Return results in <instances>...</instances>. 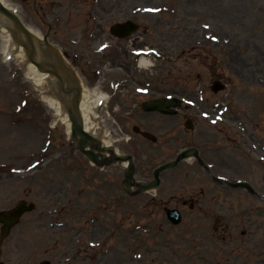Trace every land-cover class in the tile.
Wrapping results in <instances>:
<instances>
[{
    "label": "rangeland",
    "instance_id": "374dc122",
    "mask_svg": "<svg viewBox=\"0 0 264 264\" xmlns=\"http://www.w3.org/2000/svg\"><path fill=\"white\" fill-rule=\"evenodd\" d=\"M90 1L39 0L35 6L33 0H6L32 28L50 32L52 42L70 51L69 63L87 94L95 87L109 93L113 80L130 69L132 87L147 83L153 97L183 93L198 108L201 100L200 109L209 108L211 117L217 113L220 119H205L194 108L174 116H146L139 107L130 119L126 113L142 99L118 95L95 110L98 136L109 131L112 138H123L114 147L133 156L137 179L151 178L157 166L197 146L215 176L247 180L264 195V0H100L96 8ZM125 20L135 21L138 29L120 41L110 27ZM1 45L0 39V174L6 171L7 177L0 181V209L21 200L40 201L42 208L59 201L62 218L72 225L85 224L97 213L102 225L115 231L110 239L99 227L93 239L100 240L95 249L88 248L87 234L80 236L74 226L48 228L35 220L39 212L34 211L4 243L3 261L36 264L43 257L58 262L66 256L60 264H264L263 199L214 182L195 159L165 172L157 190L126 198L119 184L123 166L100 169L79 151L68 153L67 123L56 119L27 78V60L17 52L4 61ZM139 52L152 61L150 67H138L133 54ZM217 81L226 88L215 93ZM187 121L192 128L187 129ZM138 122L155 134L156 142L133 132ZM40 162L36 172H7ZM98 197L106 199L108 209L100 208ZM74 199L94 206L80 222L71 215ZM183 201L195 203V209L182 208ZM125 204L134 206L132 217L123 213ZM166 206L181 207L186 222L170 226ZM197 220L198 230L193 228ZM149 224L154 235L138 230L135 240L128 234V227ZM35 241L41 247L37 253ZM79 242L82 246L72 251Z\"/></svg>",
    "mask_w": 264,
    "mask_h": 264
},
{
    "label": "water",
    "instance_id": "95a60500",
    "mask_svg": "<svg viewBox=\"0 0 264 264\" xmlns=\"http://www.w3.org/2000/svg\"><path fill=\"white\" fill-rule=\"evenodd\" d=\"M0 12L3 13L5 16H7L11 20V22H13L14 27H15V30H14L15 35L16 36L19 35V34L22 35L21 32H24L25 31V34L27 36V40L29 41L30 45H33L34 46V42L31 39L30 34L22 27L19 19L14 14H12L7 9H5L4 6L1 3H0ZM137 28H138L137 25H134V24H131V23H127V24H124V25L114 26L112 28V33L115 34V35L121 33V36H125L127 34L132 33L133 31L137 30ZM29 57L31 58V60L33 62H35L33 60V56H32V53L31 52H29ZM69 91H72V90L69 89ZM69 91L68 90H66V91L64 90V92L67 93V94L70 93ZM76 104H77V102H72V107L74 109L77 108V105ZM169 105H170L169 103L163 104V102H161V103H159V107H157V108L159 110H161V111H164L165 110V107H168ZM66 106H67V110L69 111V113L71 115L72 122H73V137L79 142L80 148L84 150V147L86 145H88V144H90L93 149L94 148H98L99 141H97L95 138L91 137L89 134H87V133H85L83 131V125H82V120H81V116L79 114V111L76 110L73 113L72 109L68 105H66ZM86 153L89 155V157L93 161L98 162V160L96 158V155H95V153H94L93 150L87 151ZM191 155H192V150H186V151L181 152L180 155H179V157H178V159L176 161L167 163V164L163 165L162 167H160L159 169L156 170V172H155L156 181H154L153 183H142V184H140L141 190H146V189H149L151 187H156L159 184V179H158L159 173H161L164 170H167V169H171V168L176 167L178 165V163H179L180 160H182L185 157H189ZM120 159L121 160H127V159H130V158L129 157H122ZM134 173H135V168L132 165L127 170V174H126L127 179L124 181V184L127 185L128 187H130L131 184H132V179H133ZM233 186L234 187H245L249 191H253L251 189V187L247 183H238V184H234ZM31 208H32V206H27L26 203H23L16 210H14V212H13L14 216H13L12 220L10 222H8V224L6 226L5 235L8 232L9 228L15 224V222H16L19 214H21L23 211L29 210ZM1 220H3V219H1Z\"/></svg>",
    "mask_w": 264,
    "mask_h": 264
},
{
    "label": "bare ground",
    "instance_id": "6f19581e",
    "mask_svg": "<svg viewBox=\"0 0 264 264\" xmlns=\"http://www.w3.org/2000/svg\"><path fill=\"white\" fill-rule=\"evenodd\" d=\"M6 29L5 28L2 29V32H7V34L5 36L0 34V36L4 39V48H3L4 52L6 53V56H8V55L10 56L12 54L11 51L13 49L15 50V46L17 47V49H19L20 47L15 45V43L13 42V40L11 38L10 32ZM22 53H23V51H22ZM141 64L145 65V66H149V65H151V61L142 60ZM29 69H30V73L28 74V77L32 81H34L36 84L41 85L44 82H46L47 80H49L48 74L47 73H41V72L37 71V68L33 64H29ZM99 99H102V93L96 92V94H93L92 96H90V95L85 96V98L83 99L82 104H81V110H82L84 121H85V128L91 132H93L95 130L97 125L92 120V117L94 114H93V108L91 107L90 102L94 100V102L97 103V100H99ZM44 101L52 109H54L55 115L58 117V119H62L64 123H67L68 130H69L71 124H70V121H69L67 115L63 111L60 103L57 102L55 99H52V98L47 97V96L44 97ZM105 143H107L106 145H109L110 143H112V141H105Z\"/></svg>",
    "mask_w": 264,
    "mask_h": 264
}]
</instances>
